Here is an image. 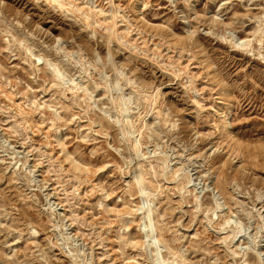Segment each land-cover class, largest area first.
I'll list each match as a JSON object with an SVG mask.
<instances>
[{
    "label": "rangeland",
    "instance_id": "rangeland-1",
    "mask_svg": "<svg viewBox=\"0 0 264 264\" xmlns=\"http://www.w3.org/2000/svg\"><path fill=\"white\" fill-rule=\"evenodd\" d=\"M0 264H264V0H0Z\"/></svg>",
    "mask_w": 264,
    "mask_h": 264
},
{
    "label": "bare ground",
    "instance_id": "bare-ground-1",
    "mask_svg": "<svg viewBox=\"0 0 264 264\" xmlns=\"http://www.w3.org/2000/svg\"><path fill=\"white\" fill-rule=\"evenodd\" d=\"M92 5V4H91ZM217 14V13H216ZM217 16V15H216ZM221 16V15H220ZM219 16V17H220ZM228 25V24H227ZM218 111L219 112H221L222 111V108L221 107H219L218 108ZM215 113V112H214ZM227 115V114H226ZM230 123V118H229V116L227 115L226 117H225V120H224V126H225V128H229V124ZM229 141V140H228ZM151 231V230H150ZM155 241V240H154Z\"/></svg>",
    "mask_w": 264,
    "mask_h": 264
}]
</instances>
